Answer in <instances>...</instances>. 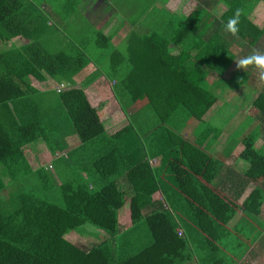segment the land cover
Wrapping results in <instances>:
<instances>
[{
  "label": "trees",
  "instance_id": "trees-1",
  "mask_svg": "<svg viewBox=\"0 0 264 264\" xmlns=\"http://www.w3.org/2000/svg\"><path fill=\"white\" fill-rule=\"evenodd\" d=\"M19 1L0 0V38L6 42L12 40L4 32L7 28L13 32L11 26L21 6ZM223 1L227 10L220 19L222 28L236 9H242L240 33L235 38L248 52L257 49L264 30L246 19L248 9L254 5L248 6L249 0ZM52 4L53 16L69 12L72 7L68 0L59 5L52 0ZM201 15L202 11L197 10L186 19L174 16L166 29L170 35L165 37L133 34L128 40L127 52H113L109 59L103 55L113 50L112 41L99 32L95 42H88L94 52H101L97 58H92L87 47L73 40H69L73 47L62 51L34 40L20 54L4 57L0 52L3 55L0 106L13 104L34 92L26 80L30 76L40 82L46 77L52 80L59 77L56 91L67 124L58 123L50 132L60 144L72 136H77L83 145L105 139L106 135H112L117 141L133 132L141 139L150 135L153 160L160 159V165L155 168L151 165L152 155L147 152H142L132 164L127 161L126 175L134 191L131 199L126 198V192L117 182L119 164L114 161V152L97 164L92 163L97 167L96 178L84 164L69 161L79 175H87L90 180L86 183L78 181L79 185H74L76 179H70V183L58 185L54 178L48 180L42 175L40 185L30 187L29 181L18 175V164L25 158L24 147L43 140L40 121L44 118L40 116L35 124L18 130L9 131L3 124L0 126V166L3 167L0 169V264H239L255 251L264 234L256 227L264 224V155L261 154L264 149L256 147L264 136V92L251 105L257 113L254 122L258 127L250 128L245 137L230 140L221 155L208 153L222 137L223 125L231 124L237 109L235 104L225 103L213 117L205 120L219 101L207 78L213 72L217 81H223L235 58L229 55V64L220 67L222 53L227 51L218 38L210 45L197 48L195 60L199 66L196 68H191L183 57L188 53L181 51L176 55L171 50L174 45L182 47L190 35L201 31ZM216 21L215 18L212 26ZM53 23V30L58 32L59 21ZM17 34L19 31L13 32V36ZM91 64L100 74L108 71L107 78L115 82L114 94L121 102L123 113L126 116L132 112L130 125L122 132L113 133L102 122L103 103L98 88L75 87V76ZM191 128L193 133L198 131L193 143L183 135ZM45 140L52 156L67 151L65 143L54 150L51 139L45 136ZM142 142L145 145L144 139ZM238 144L243 146L238 159L248 164V168L242 176L233 174L227 191L214 182L225 173V163ZM163 166L168 174L166 179L162 171L160 176L158 173V168ZM4 170L12 183L3 182ZM96 179L102 181L96 182ZM248 183L257 186L240 202ZM169 190L174 194H168ZM158 195L164 198L166 195L168 200ZM172 199L184 201L193 227L184 229L169 210ZM183 206L182 203L180 207ZM142 222L150 230L152 243L138 254H132L126 247L133 240L129 242L130 237L124 236ZM80 231L101 238V242L87 250L65 238Z\"/></svg>",
  "mask_w": 264,
  "mask_h": 264
},
{
  "label": "crops",
  "instance_id": "crops-1",
  "mask_svg": "<svg viewBox=\"0 0 264 264\" xmlns=\"http://www.w3.org/2000/svg\"><path fill=\"white\" fill-rule=\"evenodd\" d=\"M63 1L67 2V0ZM68 1L72 2V7H70L69 12L61 13V18H58L59 31L56 32L50 29L51 24L54 22L52 0H39L38 3H35V1L33 0H20V9L15 14V18L11 26L14 28L13 32L19 31V34L13 36V32L11 33V28L5 29L4 33L7 34V37L10 36L12 40L11 42H6L4 40H1L0 38L1 54L3 53V50L5 51V54H20L21 49L24 46L31 44L34 40H38L43 44H48L51 46V48L59 51L67 50L70 47H73V44L70 43L69 40L78 42V44L82 47H87L88 42L92 43L97 40V33L99 32L104 34L105 37L112 41L113 50L107 52V55H104V58L109 59V56L113 52H118L121 54L127 52L128 40L133 34H137L139 36H154L157 34L160 37L168 36L170 35L166 31L167 27H169L167 21L168 15H170L171 17L177 16L181 19H186L197 10L202 11V15L200 18L203 27H201V31H199V33L197 34L195 33L190 35L187 39V43L182 47L177 48L174 45L171 49L176 52V55L181 53V51L188 53V55H183V57L185 59L187 58V61L190 64L191 68H196L197 66H199L198 62L196 61L197 48L212 44L215 38L222 40V48L227 51L225 53H222L224 55V58H222L221 60L220 67L229 64V55L234 56L236 60L239 57L247 55L249 53L245 46L241 44L240 41L237 40L234 36L225 32L220 24V19L227 10V4L223 0ZM131 4H134V6H131ZM247 4L248 6H254L248 9L246 19L253 22L255 26L260 28V30H264V0H249L247 1ZM210 14L212 15V19L209 17ZM48 16L50 17L52 23L49 21ZM215 18L217 21L212 26ZM162 28H164L165 32H163L162 34L158 33ZM200 33L201 37L198 36ZM257 49L260 51H264V37ZM191 50V53L187 52ZM235 60L233 61L231 68L224 76L223 81H217L218 77L213 72H211L207 78L209 86L213 89L214 94L218 96L219 101L206 114L205 120L213 117V114L217 112L219 108H221L225 103L235 104V107L237 109L234 119L231 121V126L228 129L229 131L224 132L216 145L207 150L208 153L216 157L221 155L223 150L226 148V146L228 145V140H238V138L235 137L236 134L242 136L246 132H248L250 128H253L254 126L256 128L258 127L256 122H254L257 113L255 112V109L253 110V107H251V105H253L260 93L264 92V81H260L258 79V74L254 69H248L254 80L248 79L246 77V72L248 70L246 72L244 70H238ZM104 63L109 64L108 62ZM90 66H94V68L97 70V67L94 64H91ZM89 67L87 68L88 70ZM107 72V70H104V73H98L99 75L87 74L81 77L77 75L74 78L75 87L79 88L90 86L92 88H98L99 95L103 103L101 111L102 122L106 124V128L110 131H113V133L122 132L130 125L131 118H133L131 117L132 112H128L126 116L123 113L121 102L116 98L113 91L115 82H112L107 78ZM79 74L82 73L80 72ZM243 78L244 80H242ZM26 80L32 88L38 89L40 91H44L43 89L51 90L53 86L57 87L59 85L54 84L52 79H50L49 77H46L43 82H40L31 76ZM215 80L218 83H216ZM101 88L108 89L106 90V93L103 94ZM33 100H35L36 102ZM125 101L126 100H122V102ZM14 103L24 104L23 107L16 108V112L28 113V116H31V119H33L34 121L33 124H35L39 120L40 116L43 120L46 114H50V116L59 114V111L57 109L55 110L53 108V112H51L48 106H43L48 102L42 96L38 98L24 96L21 99L14 101ZM245 103H250V108L248 109V111L241 110V106ZM26 104L30 105V107H26ZM244 122L249 123L245 126ZM58 123L59 122H52L51 126H58ZM141 124L142 123H140V125ZM116 127L120 128L116 129ZM193 132L194 128H191L190 130L183 133L185 139H187L190 143H193L195 141L194 135H197L198 133V131H196L195 133ZM106 136L107 137H105V139L102 138L98 141L86 145H83V143L77 136L68 137L64 141L65 147L67 148V152L63 154V158L66 159L64 160V164H59L62 163L63 160L56 161L54 158L57 154L59 155L62 153H56L54 156H52L50 153L47 160H53L54 162L56 161V164H47L44 168V172L50 174L51 177L54 178V182H57L58 185H61L63 182L70 183L69 180L76 179V177L77 179H79L78 181L86 183L88 179L87 175H79V173L76 171L77 168L73 166V164H67V161L74 160L77 163L84 164L86 168H89V166L95 167V164L92 163H95L96 160H101L104 157V154L102 153V155L99 156L101 150H98V157L96 159V157L92 154L91 149L93 145L96 144H109V139H112V135ZM128 136H130L132 140L130 148L127 146ZM124 137L123 139H120V143H124V146L122 145V147L120 148L124 150L125 155L120 156V159L125 160L126 162L128 161L129 164H132V160L139 159L142 152H147L152 155L151 165L154 168L160 165L159 158L153 160L155 158V154L153 155V153H151L153 152V150L151 149V145L153 147V140L150 135H146V139L144 140L145 145L142 142L140 146L141 149H139L136 153L134 152L133 132L127 133ZM49 139H51V142L57 140L53 136H50ZM40 143L41 142H35L33 143V145H31V147H25L24 156L27 154V151L35 154V148H33V146L34 144L39 145ZM114 147L112 152H114L115 155L116 149ZM256 147L264 149V136L259 139ZM235 149L236 151H238V153H232L231 157L225 163L227 167L225 173L222 177H219L214 182L215 186L226 189L227 191L231 187L229 185V179H233V174L242 176L248 168V164L238 159V155L243 150V146L241 144H238ZM67 154H69L68 158L66 157ZM233 157L236 159H232ZM114 161H117L115 156ZM21 164H23V162H21ZM1 168L3 169L2 166H0V169ZM126 172L127 169H125L121 175L118 174L119 178L117 182L119 184V187L126 192V198L131 199V197L134 196V191L129 184ZM2 174L1 176L3 182H5L6 184L12 183L8 173L5 170L4 174ZM93 176H95V174ZM97 176L99 177V175ZM120 176H122V178ZM23 177L27 179L26 181H28L30 175L25 173L23 174ZM99 180L102 181L101 179ZM99 180L96 179V182H98ZM256 186L257 185L255 183L246 184L243 188V192L239 198V201L242 202L250 194V192L256 188ZM238 190H240V188H238ZM171 191L172 190H169L168 194H173V192L171 193ZM158 197L160 199H165L163 195H158ZM262 210V223H264V208H262ZM256 227L261 228L260 230L258 229V231L264 232V224ZM181 230L184 231L183 228H181ZM74 235L77 234L70 233L66 235L65 238ZM100 242L101 241H99V243ZM261 248H264V234L260 238V243L255 247V251L249 256L245 257L244 260L240 261L239 264H264V250H260ZM193 264L197 263L194 262Z\"/></svg>",
  "mask_w": 264,
  "mask_h": 264
},
{
  "label": "rangeland",
  "instance_id": "rangeland-1",
  "mask_svg": "<svg viewBox=\"0 0 264 264\" xmlns=\"http://www.w3.org/2000/svg\"><path fill=\"white\" fill-rule=\"evenodd\" d=\"M33 1H35V3H38L39 0H33ZM53 1L56 2L57 5L65 3L63 0H53ZM235 5H240L239 7H242L241 4H239V3H237V4L235 3ZM131 6H134V4H131ZM62 13H65V12H62ZM60 14L53 16V20L55 22H58V18L60 16ZM167 21H168V26H169V24L171 22H173V17L168 15ZM50 22L52 23L51 19H50ZM50 29L53 31L54 26L51 27ZM163 31H164V28L160 29V31L158 33H163ZM86 51L88 53H91L92 58H97L98 56L102 55V54H100L101 52H94L93 47L87 46ZM3 53H4V57H7L4 50H3ZM103 57H104V55H103ZM0 60H3V55L0 56ZM81 73L82 74H78V76L81 77V76H85L87 74H91V75L98 74V72L96 71L94 66H90L89 70L87 68H85L84 70H81ZM246 77L250 80H254V78H253V76H251L249 70L246 72ZM57 80H59V77L57 78ZM57 80H52V81L54 84L58 85L59 82ZM55 88L56 87L53 86V88L51 90L43 89L44 91H40L38 89H35L34 92H32V93L30 92L27 95L28 97L30 96L33 98L34 97L38 98L40 96L44 97V99L47 100L48 103L44 104L43 106H48L51 112H53V108L55 110L57 109L59 111V114H60V116H59V114H54V116H50V114H46V116L44 117V121H48L49 123L46 124V122L41 121V123L43 125V127H41V130L44 132L43 140L36 141L37 143L41 142L39 145L34 144L33 148H35V154H32L29 151H27V154L25 155V158L23 160V164H18V169H20L19 170L20 173H18V175L19 174L23 175L25 173L28 174V172L31 173L30 177L28 178L29 182H27V184L30 187L39 186L40 183L43 181L44 176H46L48 180H49V178H51L50 174L44 172V168L47 164H56L57 160H63V162L59 163V164H64V162H65L64 160H66L63 158V155L61 156V154H59V155L57 154L54 157L56 160L55 162L53 160L48 161L47 158L50 155L51 150L49 147H47V146H49L47 143L48 140L44 141L45 136L47 137V139H49L51 134H52V132H50V129L52 127L51 126L52 122H59L60 124H64V123L67 124V121L65 120V117H64V113H63V111H61V107L59 104L60 98H59L58 92L56 91ZM107 89L101 88L103 94L106 93ZM46 90H48V91H46ZM55 91H56V93H55ZM39 92H41V93H39ZM33 101H35V100H33ZM26 105H27L26 107H30V105H28V104H26ZM23 106H24V104H18V103L17 104L14 103L12 105H7V106H0V126L3 127V124H4L6 129L11 131L13 129L18 130L21 127H28L29 125L34 123L33 119H31V116H28V113H23V112L17 113L16 112V108H21ZM249 108H250V103H245L244 105L241 106L242 111H248ZM248 123L249 122H244V125L246 126ZM135 124H136V121H135ZM230 126H231L230 123L228 125L224 124L221 129L223 132H228L229 131L228 129L230 128ZM255 129H256V127H255ZM45 132H47V133L45 134ZM48 134H49V136H48ZM133 135H134V137H133L134 152L136 153V152H138L139 149H141L140 146L142 144V140L143 139L145 140L146 137L141 139L140 137L137 136L136 133H133ZM247 135L248 134L244 135L243 137H245ZM235 137L239 138L240 135L236 134ZM58 140L59 139L57 138V140L55 142H51L52 143L51 144L52 149L55 150L58 145L64 144V143L60 144V142ZM109 140H110L109 144L105 143L104 145H102V144L93 145V147L91 149L92 154L97 159V157H98L97 151L101 150V153L99 154V156H101L102 153L104 154V156H106L112 152L113 147L115 146L114 147L116 149L115 157H116L117 163L119 164L118 168H117V173L119 175H121L123 173V171L125 170V167H126L125 164H127V162L125 160L120 159V156L125 155L124 150L122 148H120V147H122V145L124 146V143H120L121 140H119V141H115L114 139H109ZM229 141L230 140H228V142ZM131 143H132L131 137L128 136L127 146L129 148L131 146ZM233 152L235 154L238 153V151H236V149ZM64 153L65 152H62V154H64ZM215 153H216V151H215ZM261 154L264 155V151H262ZM58 156H61V157H58ZM232 159H236V158L233 157ZM69 161H67V164H72V163H69ZM99 161L100 160H96L95 164H97ZM135 163H136V161H135ZM104 164H107V163L105 162ZM163 167L158 168V173L160 171H162V176H164L163 178L166 179L168 174H167L166 167L165 166H163ZM88 169H90V172L92 174H95L97 171L96 166L95 167L89 166ZM33 173L36 174V176L31 177ZM168 173L172 177L169 169H168ZM42 175H44V176H42ZM159 176H160V173H159ZM120 177L122 178V176H120ZM74 185H79L77 177H76ZM173 194H174V192H173ZM166 199L167 198L165 195V200ZM172 200H173V202L169 203V210L173 213V215L176 217V219L179 220V222L181 223V225L183 226L184 229L185 228L188 229L189 227H193L192 221L191 220L189 221V218H190L189 214L190 213H188V210L185 206L184 201L182 199L181 200L172 199ZM182 203L184 204V206L180 207ZM177 204L180 208L177 207ZM83 233H84V231H80V233H72V234H77V235L67 237L66 239L69 242H72L73 244H75L77 247H80L81 249H87V250L93 248L96 244L99 243V241H101V238L96 239L95 237H92L89 234H83ZM78 234H80V235H78ZM125 234L126 233L124 231L123 235H125ZM124 237H130L129 242H131L133 240V244L127 246V248H129V250H130V253H132V254H138L141 250L145 249L149 244L152 243V237H151L150 230H149L146 222L140 223L133 231H131L130 233H127L126 236H124ZM260 250H264V248H261ZM242 264H244V263H242Z\"/></svg>",
  "mask_w": 264,
  "mask_h": 264
},
{
  "label": "clouds",
  "instance_id": "clouds-1",
  "mask_svg": "<svg viewBox=\"0 0 264 264\" xmlns=\"http://www.w3.org/2000/svg\"><path fill=\"white\" fill-rule=\"evenodd\" d=\"M243 14L242 9H236L223 25V30L234 37H238ZM235 62L238 70L246 72L248 69H254L258 74V79L264 81V51L253 48L247 55L239 57Z\"/></svg>",
  "mask_w": 264,
  "mask_h": 264
},
{
  "label": "built area",
  "instance_id": "built-area-1",
  "mask_svg": "<svg viewBox=\"0 0 264 264\" xmlns=\"http://www.w3.org/2000/svg\"><path fill=\"white\" fill-rule=\"evenodd\" d=\"M64 86L63 85H60V88H63Z\"/></svg>",
  "mask_w": 264,
  "mask_h": 264
}]
</instances>
